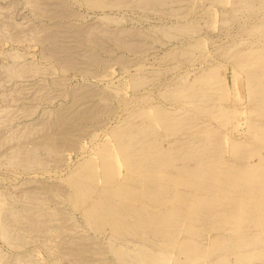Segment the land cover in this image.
<instances>
[{
	"label": "rangeland",
	"instance_id": "obj_1",
	"mask_svg": "<svg viewBox=\"0 0 264 264\" xmlns=\"http://www.w3.org/2000/svg\"><path fill=\"white\" fill-rule=\"evenodd\" d=\"M0 264H264V0H0Z\"/></svg>",
	"mask_w": 264,
	"mask_h": 264
}]
</instances>
